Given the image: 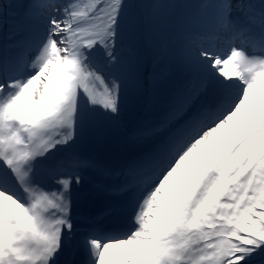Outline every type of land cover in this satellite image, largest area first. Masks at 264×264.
<instances>
[{
	"label": "rangeland",
	"instance_id": "rangeland-1",
	"mask_svg": "<svg viewBox=\"0 0 264 264\" xmlns=\"http://www.w3.org/2000/svg\"><path fill=\"white\" fill-rule=\"evenodd\" d=\"M170 2L188 3V13L176 12V6L164 10V0L161 13L150 12L160 19L146 23L137 37L131 30L132 37L117 33L104 41L99 31L107 12L101 0H0V39L5 33L12 45L17 41L18 48L12 46L9 53L21 67L20 76L12 75L6 84L16 90L4 103L11 110L10 134L4 137L8 157L39 177L63 182V188L78 183L90 193L94 181L112 169V156L126 158L149 136L162 134L164 151L155 148L153 155L162 152L163 160L153 166L144 160L141 169L134 163L129 173L137 176L135 197L143 193L129 204L138 210L134 232L117 241L97 240L99 264H259L262 255L250 263L245 259L258 252L250 247L249 235L264 247V65L248 73L244 68L254 54L264 59V41L245 38L247 32L235 28L252 21L260 26L250 29L261 34L264 0ZM20 21L28 25V35L18 33ZM172 24L175 42L168 34ZM161 43H168L166 49L174 44L175 57L157 75L152 55L158 56ZM30 44L34 50L23 55ZM120 49L126 57L110 63ZM236 53L244 65L233 60ZM211 78L236 91L228 100L242 96L241 104L212 130L198 125L183 139L187 123L177 129V120L196 103V93L202 98L199 87ZM131 153L133 161L140 155ZM32 181L35 200L21 188L3 191L19 207L22 223L14 227L0 221V264H27L20 258L37 254L22 231L26 217L41 216L33 210L35 203L45 198L49 204L73 206L69 192L45 188L34 175Z\"/></svg>",
	"mask_w": 264,
	"mask_h": 264
},
{
	"label": "trees",
	"instance_id": "trees-1",
	"mask_svg": "<svg viewBox=\"0 0 264 264\" xmlns=\"http://www.w3.org/2000/svg\"><path fill=\"white\" fill-rule=\"evenodd\" d=\"M163 1L164 0H101V6H100L102 7L101 10H106L105 13L107 12V14H105L102 18V28L100 29L99 34L101 35L104 41H107L111 38L113 34L121 33L126 36V35H131L130 32L131 30H133L132 35L137 37L136 31L139 32V30L144 29L146 27L145 26L146 23L154 24L156 19L158 20L160 19L159 16L157 17L151 16L150 12H154V14L161 13V11H163L161 9V5ZM165 1L167 3L166 4L167 6L166 9L164 10L166 11L172 10L173 9L172 6H176L175 7L176 12L184 11L185 15L189 11L188 8L189 5L187 2H186L187 4L177 3L174 5L173 3L170 2L173 0H165ZM141 20L142 23H140ZM170 33L172 36H174L173 41L175 42L177 31H175V27L173 24L168 29V34ZM130 43L131 44L129 45V48L132 51L135 43V38H132ZM167 44L168 43H161V46H158L159 49L158 52H160L158 53V56L157 55L153 56L149 51V53L155 59L154 63H156L153 68L151 67V69H153L152 71L156 70L157 75H163L165 70H161L160 67L163 64L166 65L167 67L171 66L173 58L175 57L173 53L174 44L170 46L168 49H166L165 45ZM150 45L152 46V43H150ZM126 54L127 51H123L122 49H120L117 55L115 56L112 55L110 57L109 62L119 63V61H121L123 58L126 57ZM130 73H132V71H130ZM187 234L188 233L186 232L184 236H188ZM249 237H250L249 239L250 247L257 248L258 252L253 253L254 256L253 258H255V260H252L253 258L250 257L245 259L246 262L250 263L252 261H257L258 258H256V256L262 255L263 258L260 259L259 264H264V247L255 244L256 241L254 240V238L256 239L257 237H255L253 234L249 235Z\"/></svg>",
	"mask_w": 264,
	"mask_h": 264
},
{
	"label": "bare ground",
	"instance_id": "bare-ground-1",
	"mask_svg": "<svg viewBox=\"0 0 264 264\" xmlns=\"http://www.w3.org/2000/svg\"><path fill=\"white\" fill-rule=\"evenodd\" d=\"M17 30H18V33H23L24 35H28V33H29V27H28V25L24 22V21H20V22H18V25H17ZM260 36H262V37H260L261 38V40L260 41H264V30L261 32V35ZM19 38L21 39L22 37H18V41H19ZM16 41V40H15ZM17 42V41H16ZM34 49H33V47H32V45L30 44V46H29V48H28V52H27V54L26 55H29L32 51H33ZM258 55H259V53L258 54H254L251 58H252V62H247L246 60V63H247V66L244 68V70H245V72L246 73H248L249 72V70L252 68V70H254V69H256V68H259V67H261V66H263L264 65V59H262V60H260V58L258 57ZM233 60H235V61H239V62H241V64L242 65H244L243 64V62H242V54H239V53H236V55L234 56V58H233ZM14 70H16V69H14ZM32 70H31V68L30 69H27V73H30ZM215 74V73H214ZM1 83V82H0ZM222 84H224V82L222 81V80H220L219 81V83H218V85H219V88H221V90H222V92L224 93V95H225V98H228V97H231L232 96V94L234 93V92H236V91H234V90H232V89H225V88H222L221 87V85ZM2 90V89H1ZM0 90V91H1ZM3 100V99H2ZM6 113H8L7 111H6ZM186 124V123H185ZM181 127H178L177 129H180ZM176 133V132H175ZM9 134H10V132H9ZM165 138V137H164ZM2 144H3V141H2ZM10 145H11V147H14V144L12 143V142H10ZM3 146V148L0 150V188H3V187H10V184H9V178H8V175L4 172V171H2V166H3V164H5L3 161H2V157L4 156V152L7 154V150H8V148H7V146H5V142H4V145H2ZM1 148V147H0ZM140 149V146H138L137 148H134L133 150H131L130 152H135V153H137L138 152V150ZM153 149V148H152ZM160 149V148H159ZM8 155V154H7ZM11 160L13 161L12 163H15V164H17L19 161L17 160V159H15V158H12L11 157ZM39 160V159H38ZM38 160H35V162H37L38 163ZM110 162L111 163H116V165H115V167H117V163H119L120 162V164H122L121 162H123V163H125V164H128V160L127 159H125V158H122V159H120V158H118L117 160H116V156H112L111 157V160H110ZM143 164H144V162L143 161H140L139 162V165H138V168H140L141 169V167L143 166ZM24 165H26V164H24ZM13 168H17V166L16 165H14V164H12L11 165ZM5 168V166H3V169ZM118 168V167H117ZM20 169V168H19ZM28 169V168H27ZM118 172L117 173H119V170H117ZM4 175V176H3ZM24 175V173L22 172V171H20V177H22ZM112 177H114V173L112 172L111 174H110ZM11 177H12V175H11ZM135 179H137V176L136 177H134V178H130L129 177V175H124V176H122V177H120V178H118V179H116L117 180V184L115 185V187L117 188V191L119 192V191H123V192H125V191H127V190H130V188L133 186V184H134V181H135ZM12 180H13V178H12ZM25 183H27L28 184V176H26V177H23V179L22 180H20V184L21 185H24ZM63 183V182H62ZM64 185H65V187H67L66 186V184L64 183ZM112 185V184H111ZM135 185V184H134ZM75 186H77L76 187V189L75 190H77V189H82L83 188V185H78V183L75 185ZM24 187H27L26 185H24L23 186V188ZM133 189H134V192H133V196H130V195H128V198H129V204L130 205H134L135 204V202H134V198H136L135 197V193H136V191H135V186H133ZM29 190H31V192H30V195H33V196H31V197H33V198H36V195L34 194V190L30 187L29 188ZM3 191H5L4 189H0V208L1 207H4V208H6V209H8V215L9 216H13L14 215V213H16L17 215H20L21 216V212H20V209H19V207L17 206V204L16 203H14L11 199H10V197H9V195L7 194V192H3ZM108 193V192H107ZM41 197H43V196H41ZM133 197V198H132ZM142 197H143V193L139 196V198H136V199H138V200H140V199H142ZM39 198H40V196H39ZM84 198H86V197H84ZM45 198H42V200L43 201H41V204L42 205H44L45 206V208H47V207H52V208H57L56 209V214L54 215V220L53 221H51V222H49L48 220H46L47 222H49V223H45L44 224V219L45 218H43V217H39L38 219H39V222H35V223H38V224H40V227H41V225H42V228H44L45 229V231H48V232H50L51 234H54L55 236H59V237H66L67 235H73V234H71V233H74V234H76L77 232L73 229V228H75V226H73V228H70V227H72V222H71V225L70 224H68L67 222L70 220L71 221V219L70 218H68V217H63V218H61V217H56L57 215H58V205H54V204H49L48 202H46V200H44ZM61 199H63V198H61ZM81 202V199L80 198H78V199H75V203H77V204H79ZM73 203V202H72ZM45 204H48V205H45ZM64 204V203H63ZM66 205L64 204V205H62L61 207H63V209H65L64 211H66V210H68L69 208H66V207H68V206H66ZM21 208V207H20ZM63 211V212H64ZM68 213V212H67ZM20 216H19V219H20ZM5 216H2V217H0V219H3ZM6 218V217H5ZM70 225V226H69ZM48 227V228H47ZM134 227H136L135 225H134ZM78 231V230H77ZM134 232V229L132 230V232H131V234ZM27 235H28V233H27ZM104 237H108V236H111V235H109V234H107V235H103ZM28 237V236H27ZM103 237V238H104ZM29 239V238H28ZM36 248H38V247H40V245L39 244H37V243H35V242H33L32 243ZM117 253V255H120V252H116ZM46 260V262L48 263V262H50V261H53L52 259H48V258H46L45 259ZM62 262H63V264H66V262H65V260L64 259H62ZM30 264H33V262H30Z\"/></svg>",
	"mask_w": 264,
	"mask_h": 264
},
{
	"label": "water",
	"instance_id": "water-1",
	"mask_svg": "<svg viewBox=\"0 0 264 264\" xmlns=\"http://www.w3.org/2000/svg\"><path fill=\"white\" fill-rule=\"evenodd\" d=\"M241 98L242 96H238L232 100H228V98H225V95L222 94L217 97L215 103L208 105L202 104L197 110L190 113L184 120L183 123H187V126L182 131L181 138H186L198 125H201L199 129L204 128L205 132L212 130L216 124L226 120L229 115L234 113L236 108L241 104ZM179 142L180 140L177 138L173 145H178ZM162 151H164V149ZM161 153H159L155 159L153 158L148 166H153L154 164H158L162 161L163 157H161ZM92 238L98 239L96 235H93ZM101 240L106 241L107 239L104 238Z\"/></svg>",
	"mask_w": 264,
	"mask_h": 264
}]
</instances>
